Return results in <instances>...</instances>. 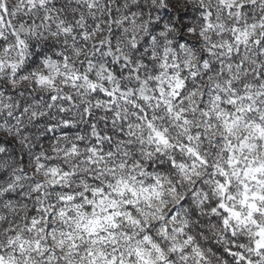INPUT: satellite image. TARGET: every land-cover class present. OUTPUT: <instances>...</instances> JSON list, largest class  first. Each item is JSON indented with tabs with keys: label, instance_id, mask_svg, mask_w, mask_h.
<instances>
[{
	"label": "rangeland",
	"instance_id": "rangeland-1",
	"mask_svg": "<svg viewBox=\"0 0 264 264\" xmlns=\"http://www.w3.org/2000/svg\"><path fill=\"white\" fill-rule=\"evenodd\" d=\"M0 264H264V0H0Z\"/></svg>",
	"mask_w": 264,
	"mask_h": 264
}]
</instances>
